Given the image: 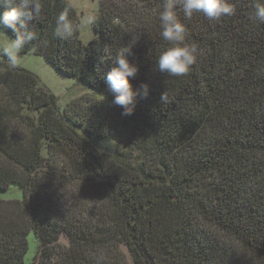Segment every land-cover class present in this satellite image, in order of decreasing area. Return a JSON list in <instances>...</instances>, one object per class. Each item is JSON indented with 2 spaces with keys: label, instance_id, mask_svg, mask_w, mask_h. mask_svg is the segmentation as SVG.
<instances>
[{
  "label": "trees",
  "instance_id": "16d2710c",
  "mask_svg": "<svg viewBox=\"0 0 264 264\" xmlns=\"http://www.w3.org/2000/svg\"><path fill=\"white\" fill-rule=\"evenodd\" d=\"M256 2L231 0L235 15L209 20L185 18L176 0L185 43L197 47L196 63L176 77L156 67L171 46L160 36L166 0H99L87 42L66 0H41L29 24L37 39L19 57L43 58L89 95L61 109L34 73L0 53V194L21 192L0 198V264H26L30 233L37 264H264ZM61 12L74 25L71 38L54 34ZM124 47L138 68L133 89L149 85L131 115L111 103L106 82Z\"/></svg>",
  "mask_w": 264,
  "mask_h": 264
},
{
  "label": "clouds",
  "instance_id": "9594fccd",
  "mask_svg": "<svg viewBox=\"0 0 264 264\" xmlns=\"http://www.w3.org/2000/svg\"><path fill=\"white\" fill-rule=\"evenodd\" d=\"M176 0H166L163 10L159 13L160 36L171 46L162 51L157 59L156 67L168 76L180 77L186 75L197 60V47L185 43L186 26L178 19L175 11ZM185 18H191L194 13H202L209 20H219L223 17L235 15L236 8L231 0H179ZM0 27L11 28L15 38L0 44V53L6 58L8 64L15 68L19 62V54L26 44L37 39V34L29 28V24L41 14V0H0ZM254 17L264 23V0H257ZM94 15L84 18L85 26L95 22ZM2 32V31H0ZM74 25L66 13L61 12L55 21L54 34L61 39L71 38ZM5 35V34H4ZM130 47L121 48L112 61L113 67L106 73V82L114 95L112 104L123 109L122 115H131L134 111L136 98H146L149 95V85L142 84L134 90L129 78L134 77L138 71L128 56ZM166 92L161 100L167 102Z\"/></svg>",
  "mask_w": 264,
  "mask_h": 264
},
{
  "label": "rangeland",
  "instance_id": "374dc122",
  "mask_svg": "<svg viewBox=\"0 0 264 264\" xmlns=\"http://www.w3.org/2000/svg\"><path fill=\"white\" fill-rule=\"evenodd\" d=\"M67 3L73 7L79 16V33L82 42H87L93 36V30L91 25L85 26L83 20L88 15H94L98 9L99 0H66ZM0 31L2 29L0 28ZM3 32V31H2ZM2 32H0V44H3L9 40ZM8 63V62H7ZM9 65V64H8ZM18 65L34 73L38 79V86L51 92L57 97L58 105L61 109L68 104V102L83 98V95H89L88 92L84 91L78 86H75L74 80L65 78L59 75L51 66H49L43 58L27 54L19 57ZM10 66V65H9ZM84 101V100H83ZM1 199H20L21 192L18 188H11L6 193L0 194ZM28 240V251L25 256V263L27 261L32 262L34 254L35 240L30 233L27 237ZM63 243H66V239L63 237ZM32 264H37L32 262Z\"/></svg>",
  "mask_w": 264,
  "mask_h": 264
}]
</instances>
